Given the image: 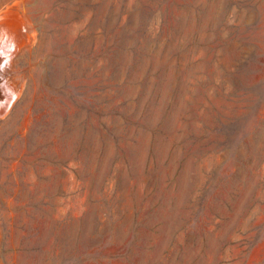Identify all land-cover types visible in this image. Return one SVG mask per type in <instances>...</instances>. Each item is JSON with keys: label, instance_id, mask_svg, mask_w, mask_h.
Instances as JSON below:
<instances>
[{"label": "rangeland", "instance_id": "374dc122", "mask_svg": "<svg viewBox=\"0 0 264 264\" xmlns=\"http://www.w3.org/2000/svg\"><path fill=\"white\" fill-rule=\"evenodd\" d=\"M0 28V264H264V0H0Z\"/></svg>", "mask_w": 264, "mask_h": 264}, {"label": "bare ground", "instance_id": "6f19581e", "mask_svg": "<svg viewBox=\"0 0 264 264\" xmlns=\"http://www.w3.org/2000/svg\"><path fill=\"white\" fill-rule=\"evenodd\" d=\"M4 28V27H3ZM1 31V28H0ZM3 32V31H1ZM6 32V31H5ZM11 32V31H10ZM4 33V32H3ZM7 33V32H6ZM1 34V33H0ZM2 36V35H1ZM5 36V35H3ZM0 37V60L3 59L4 61H9V56L10 53L14 51V43L12 38H7L6 37ZM12 36V35H11ZM10 36V37H11ZM13 49V51H12ZM5 83V82H4ZM7 85V84H6ZM5 86V85H4ZM6 87V86H5ZM8 98V96H6L5 98L3 97V99L0 98V106H3L4 102L6 101V99Z\"/></svg>", "mask_w": 264, "mask_h": 264}, {"label": "trees", "instance_id": "16d2710c", "mask_svg": "<svg viewBox=\"0 0 264 264\" xmlns=\"http://www.w3.org/2000/svg\"><path fill=\"white\" fill-rule=\"evenodd\" d=\"M261 106V105H260ZM264 108V107H263ZM263 108L261 109V107H260V109H261V111H260V116H259V123H260V125H264V112L262 111L263 110ZM259 149L262 151V152H264V137L262 138V141H261V143H260V146H259ZM262 164L261 165H264V157H263V160H262V162H261Z\"/></svg>", "mask_w": 264, "mask_h": 264}]
</instances>
